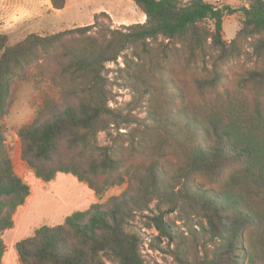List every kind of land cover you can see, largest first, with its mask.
Listing matches in <instances>:
<instances>
[{"label": "trees", "instance_id": "trees-1", "mask_svg": "<svg viewBox=\"0 0 264 264\" xmlns=\"http://www.w3.org/2000/svg\"><path fill=\"white\" fill-rule=\"evenodd\" d=\"M68 1L51 0L52 9L62 11ZM131 1L145 15L144 24L103 27L100 17H110L102 13L90 26L32 34L16 45L0 35V264L6 251L2 236L30 197L14 171L2 123L16 84L36 77L58 91L33 123L17 131L22 160L36 178L50 183L58 174L71 175L98 197L129 187L105 205L77 212L61 226L42 227L18 243L21 264H102V255L118 264H144L141 239L129 231V221L155 198L175 203L152 219L160 239H175L165 215L183 201L203 218V231L215 243L208 264H264V0H240V10L206 0ZM239 11L244 20L228 42L224 18ZM160 40L173 53L186 54L183 69L193 76L190 84L167 81L174 89L170 141L145 140L118 150L100 146L99 134L115 120L103 77L106 64L131 47L149 54V44ZM249 42L254 68L230 83L225 65L240 58ZM207 62L212 70L204 74L200 64ZM168 181L181 184L179 193Z\"/></svg>", "mask_w": 264, "mask_h": 264}, {"label": "rangeland", "instance_id": "rangeland-1", "mask_svg": "<svg viewBox=\"0 0 264 264\" xmlns=\"http://www.w3.org/2000/svg\"><path fill=\"white\" fill-rule=\"evenodd\" d=\"M34 2L35 0H28ZM188 2L189 0H184ZM208 3L240 10L244 4L240 0H206ZM108 13L118 21L131 25L141 24L143 14L131 0H71L64 12H53L44 8L37 21L27 24V28L38 30L40 35L50 36L76 28L89 26L95 14ZM107 15V14H106ZM103 27L121 29L115 26L111 18L100 17ZM244 20L242 12L226 15L224 18L225 40L232 41ZM12 37L11 45L22 42L25 38ZM28 37V36H27ZM158 43L149 44L150 53L143 52L142 47H131L114 63L105 66L103 77L109 107L114 112L110 128L99 134L98 144L114 150L129 149L142 141L169 142L166 136L170 121V111L174 89L167 81L190 84L193 78L189 71L183 69L186 54L182 51L173 53L172 46ZM251 42L244 46L242 56L231 60L225 66V72L232 83L239 72L254 68ZM204 74L212 70L210 63H201ZM57 89L48 80L36 77L30 83H17L11 99L9 116L2 123L5 128L6 146L16 175L30 188V197L14 216V226L3 236L5 255L3 264H21L16 245L34 237L42 227L55 228L64 224L67 217L89 210L93 205H105L111 198L119 197L129 187L111 188L103 197H98L87 183L79 182L71 175L58 174L54 181L45 183L36 178L34 172L22 160V145L17 131L33 123L47 98L56 99ZM29 110L34 115L21 123ZM173 120V119H171ZM168 160L174 164L175 159ZM172 168V166H170ZM171 179V174L168 176ZM170 190L179 193L180 183L172 181ZM168 199L155 198L149 208L137 212L129 221V231L139 236L142 242L141 254L144 264H208L215 250V243L203 231V218L186 209L183 201L178 202L176 212L165 215V222L171 227L175 239H160L159 233L152 225V219L161 213H167L175 203ZM102 264H118L110 256H101Z\"/></svg>", "mask_w": 264, "mask_h": 264}, {"label": "crops", "instance_id": "crops-1", "mask_svg": "<svg viewBox=\"0 0 264 264\" xmlns=\"http://www.w3.org/2000/svg\"><path fill=\"white\" fill-rule=\"evenodd\" d=\"M70 2L71 0L67 2L64 10L55 11L52 9L51 0H35L34 2H29L28 0H0V35H7L10 39L15 36L17 38L22 37L23 35H25V38L32 34L41 36L40 32H36L38 30L27 28V24H30L32 20L37 21V18L41 16V11H44V8L49 10V12H64L67 10ZM106 14L111 18L115 26H132L125 21L116 20L108 13ZM96 15L98 14H95V16ZM145 22L146 17L143 14L140 23L144 24ZM93 23L94 19L91 21L90 25ZM43 37H45V35H43Z\"/></svg>", "mask_w": 264, "mask_h": 264}, {"label": "clouds", "instance_id": "clouds-1", "mask_svg": "<svg viewBox=\"0 0 264 264\" xmlns=\"http://www.w3.org/2000/svg\"><path fill=\"white\" fill-rule=\"evenodd\" d=\"M34 114H35V113H34V110H29L27 116L24 118V120L21 121V123L26 122V120H27L29 117L33 116Z\"/></svg>", "mask_w": 264, "mask_h": 264}]
</instances>
